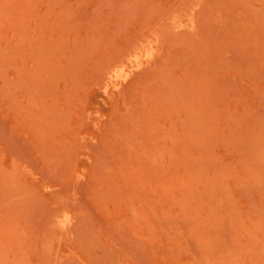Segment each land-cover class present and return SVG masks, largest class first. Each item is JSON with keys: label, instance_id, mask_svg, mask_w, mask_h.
I'll return each instance as SVG.
<instances>
[{"label": "rangeland", "instance_id": "rangeland-1", "mask_svg": "<svg viewBox=\"0 0 264 264\" xmlns=\"http://www.w3.org/2000/svg\"><path fill=\"white\" fill-rule=\"evenodd\" d=\"M0 264H264V0H0Z\"/></svg>", "mask_w": 264, "mask_h": 264}]
</instances>
